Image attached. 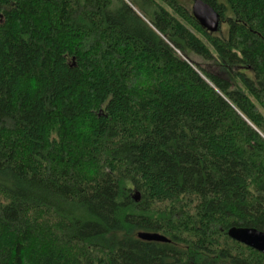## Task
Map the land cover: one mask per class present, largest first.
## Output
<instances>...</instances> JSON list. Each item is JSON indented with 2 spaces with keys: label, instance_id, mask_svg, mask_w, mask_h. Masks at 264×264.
<instances>
[{
  "label": "trees",
  "instance_id": "16d2710c",
  "mask_svg": "<svg viewBox=\"0 0 264 264\" xmlns=\"http://www.w3.org/2000/svg\"><path fill=\"white\" fill-rule=\"evenodd\" d=\"M203 1L217 32L193 0H0V264H264L228 235L264 232V0Z\"/></svg>",
  "mask_w": 264,
  "mask_h": 264
},
{
  "label": "water",
  "instance_id": "95a60500",
  "mask_svg": "<svg viewBox=\"0 0 264 264\" xmlns=\"http://www.w3.org/2000/svg\"><path fill=\"white\" fill-rule=\"evenodd\" d=\"M192 13L201 26L210 32H217L221 27V17L219 13L203 0H193ZM228 235L240 243L252 247L264 253V232L256 228L231 227ZM139 238L147 241L168 242L169 239L156 232H140Z\"/></svg>",
  "mask_w": 264,
  "mask_h": 264
},
{
  "label": "rangeland",
  "instance_id": "374dc122",
  "mask_svg": "<svg viewBox=\"0 0 264 264\" xmlns=\"http://www.w3.org/2000/svg\"><path fill=\"white\" fill-rule=\"evenodd\" d=\"M184 1H185V0H184ZM188 5H189V4H188ZM189 7H190V8H192V5H191V3H190V5H189Z\"/></svg>",
  "mask_w": 264,
  "mask_h": 264
}]
</instances>
